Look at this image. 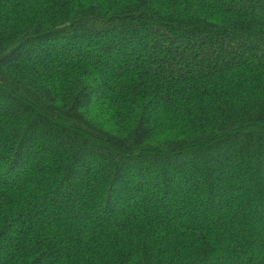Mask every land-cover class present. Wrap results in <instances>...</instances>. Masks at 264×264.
<instances>
[{
	"label": "trees",
	"instance_id": "trees-1",
	"mask_svg": "<svg viewBox=\"0 0 264 264\" xmlns=\"http://www.w3.org/2000/svg\"><path fill=\"white\" fill-rule=\"evenodd\" d=\"M0 264H264V0H0Z\"/></svg>",
	"mask_w": 264,
	"mask_h": 264
}]
</instances>
